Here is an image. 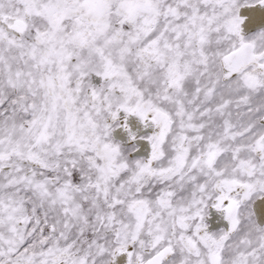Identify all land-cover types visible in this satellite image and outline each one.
I'll return each instance as SVG.
<instances>
[{
  "label": "snow or ice",
  "instance_id": "1",
  "mask_svg": "<svg viewBox=\"0 0 264 264\" xmlns=\"http://www.w3.org/2000/svg\"><path fill=\"white\" fill-rule=\"evenodd\" d=\"M0 264H264V0H0Z\"/></svg>",
  "mask_w": 264,
  "mask_h": 264
}]
</instances>
